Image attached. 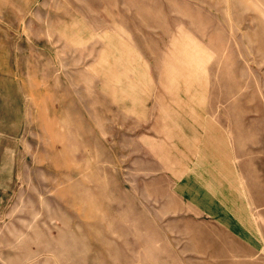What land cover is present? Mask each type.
Masks as SVG:
<instances>
[{
    "label": "rangeland",
    "instance_id": "1",
    "mask_svg": "<svg viewBox=\"0 0 264 264\" xmlns=\"http://www.w3.org/2000/svg\"><path fill=\"white\" fill-rule=\"evenodd\" d=\"M0 264H264V0H0Z\"/></svg>",
    "mask_w": 264,
    "mask_h": 264
},
{
    "label": "crops",
    "instance_id": "2",
    "mask_svg": "<svg viewBox=\"0 0 264 264\" xmlns=\"http://www.w3.org/2000/svg\"><path fill=\"white\" fill-rule=\"evenodd\" d=\"M177 123V125H179L178 124V122H176ZM183 128V127H182ZM181 128V129H182ZM172 134H174V136H172V138L173 139H177V136H176V132H173V133H169V135L171 136ZM183 134H185V136H186V138H188V136L186 135V133L183 131ZM201 147H202V150H203V152L205 153V154H207V155H209V152L206 150V141H205V139L203 138V140H202V145H201ZM182 151V152H181ZM181 153L180 154H185V152H184V148H182L181 149ZM224 153H225V150L223 151ZM218 158V157H217ZM232 165H233V162H229L228 164H226V163H221V162H217V168H219V172H221L222 174L221 175H223V176H226V175H229L230 177H231V173L234 175V177H235V169H233V167H232ZM233 184L232 185H234L235 184V180L234 181H231ZM195 185V184H194ZM201 185H202V188L206 191V193L208 194V199L210 200H212V201H214L212 198H210V196L211 197H213L214 198V194H213V192L214 193H216V190L217 189H221L222 190V195H221V199H220V201H222L221 203L219 202V204L220 205H222L223 203H228V202H230V200H232L231 199V196L234 194V192H230V191H232V189H230L228 186L229 185H227V184H225V185H223L222 186V184H220V185H217V183H216V181H214V179H212V180H205V179H202L201 180ZM218 186V187H217ZM234 187H235V185H234ZM194 188L195 189H197L198 188V191L196 190V191H194L193 192V194H194V196L196 197V198H199V199H201L202 200V198L205 200V197L207 196V195H204L205 194V192H203L204 190L203 189H201L200 187H196V186H194ZM201 189V190H200ZM234 190H236V189H234ZM190 191H192L191 189H190ZM237 191V190H236ZM195 193H198L200 196H201V198L200 197H198ZM233 199H235V198H233ZM208 206H209V202H207L206 204H204L203 205V207L205 208V210L204 211H206L209 215H211L210 214V211H209V209H207L206 210V208H208ZM228 208V207H227ZM212 216V215H211ZM214 216V215H213ZM243 221V223H245V224H247L246 223V221H244V220H242Z\"/></svg>",
    "mask_w": 264,
    "mask_h": 264
}]
</instances>
